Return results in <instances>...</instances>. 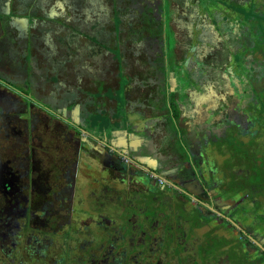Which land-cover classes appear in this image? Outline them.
Wrapping results in <instances>:
<instances>
[{
	"label": "flooded vegetation",
	"instance_id": "af4514ba",
	"mask_svg": "<svg viewBox=\"0 0 264 264\" xmlns=\"http://www.w3.org/2000/svg\"><path fill=\"white\" fill-rule=\"evenodd\" d=\"M38 1L40 8L48 10L47 14L40 16L54 14L49 12V0ZM88 1L90 9L86 11V15L84 14V23H88L89 19L96 20L102 38L109 39L113 46L121 48V61H117L113 54L108 55L109 52L103 50L95 52L96 48H90V53L85 56L89 58L91 55V65L78 62L72 67L67 66V69H73L75 74L79 73L82 78H90L92 83L93 79L100 78L101 83L106 81L113 85L118 66L120 73L122 70L125 71L126 66L131 77L134 74L130 68L132 63L136 61L139 64L143 55L155 58L159 53L158 46L146 49L144 42L142 43L143 38L139 41L140 47L132 48L134 37L131 33H126L130 29L127 26L130 21L125 23L119 13L117 14L120 24L114 26L112 19L116 15V9L121 5L125 6L120 3L123 0ZM185 1L182 9L180 6L183 0H176L177 14L172 15L168 23L174 31V38L178 32V35L181 34L180 41L187 37L191 38L193 34L199 41L191 47V53L187 59L185 58L189 67L186 69L185 77L191 83L187 82L189 84L186 86V99L183 102L174 95L179 112L176 117L174 116L172 124L161 114L162 108L156 112L157 115L151 116V120L145 113L142 114L141 110L133 111L137 104L145 105L149 100L131 99L124 111L126 116L124 124L128 130V134H125L126 153L115 147L112 140L119 135L118 130L112 126L106 128L104 136H99L83 129L81 123L54 121L52 124H45L49 134L54 137L45 143L39 138L36 146L45 147L40 149L39 153L35 152V144L29 142L15 144L13 147L15 150L12 148L6 156L0 154V264H61L62 260H64L62 264H209L213 258H208V254L199 247L204 248L212 244V240L220 243V250L213 259H217V262L221 263L224 260L228 264V254L224 253L226 250L223 249L235 247L242 249L249 264H264V222L261 223L257 217H251L244 209L253 201L248 204L241 201L247 195L248 190L245 187L247 184H242L238 178L229 179L225 177L226 174L219 177L222 173L207 175L206 170L199 169V165H203L202 158L199 156L197 160V155L189 150L192 139L198 141L202 132L211 131L214 132L211 136L216 138L215 132L219 133L225 128L227 121L234 124L230 131L232 138H238L242 131H248L252 117H248L238 107L240 97L236 96L237 90L232 84L236 82L238 86V79L229 70L225 59L227 51L237 46L235 41L230 39L235 38L234 31L231 33L227 30L229 27L225 26L213 30L206 21V14L197 8L195 3L198 0ZM253 1L256 2L258 11L264 7V0ZM4 2L0 12V52L3 54L6 49L11 54L18 55L23 65L26 62V77L32 78L29 70L30 60L36 55L41 67L44 70L50 69L47 65L53 61L52 56L56 53V48H60L61 53L67 48L63 43L61 45L56 43L53 38L59 29L51 26L49 18L43 20L39 15L36 20L34 19V23H28L25 17L20 15L24 11L22 6L17 8L19 11H15V0ZM139 5L143 4L139 2ZM134 12H138L137 7ZM107 23H112V30H106ZM26 28L28 32L25 31ZM244 36L243 33V45L248 43V40L244 41ZM3 41L5 44H2ZM176 44L179 50H182V54L184 45L178 41ZM34 47L38 49L36 55H33ZM79 52L82 54L88 51ZM250 52L246 53L245 57L244 55L237 57L236 60L238 65H242L245 74L246 68H252V80L249 82L246 77L244 84L245 88H250L256 93L257 97L253 99L257 105L258 95L264 94V48L256 46L250 49ZM182 61L183 57L177 62ZM3 66L1 63V68ZM76 85L77 83L67 85V89L63 90L64 94L67 95L71 90L77 95ZM126 90L127 88L124 89V93ZM149 103L152 104L151 101ZM150 107L152 108V105ZM180 125L186 130L183 136L186 147L183 144L181 148L183 153L173 150V140L179 131L172 129L176 127L178 129ZM25 128L30 132V122ZM22 130L23 127H19L17 132L20 133ZM82 131L86 132L87 137L80 136ZM255 131L254 128L250 132ZM30 138L32 141L35 139ZM47 145L49 150L46 149ZM26 148L29 173L27 184L19 165L16 166V158ZM61 148H64L62 152L68 150L69 154L52 153ZM174 159L176 161H173ZM82 162L85 170L81 167ZM96 168L100 169L99 178L94 177L89 170ZM33 172L35 176H32ZM80 172H83L86 181L82 179ZM109 180L122 184L123 195L120 193L114 195L108 188ZM157 180H160L159 185H156ZM233 180H236L234 183L236 185L231 187ZM81 181L86 184L81 185ZM147 183L153 186H147ZM189 184L201 185L209 204L192 195ZM173 188L180 195L177 201L182 202L187 212L184 218L178 215V205L171 210L163 209L165 203L163 197ZM260 189L264 192V182ZM82 194L86 197L81 198ZM85 199H89V205L92 204L94 207L93 213L86 214L84 211L86 209L80 208L78 211L76 208V203L85 204ZM115 199L122 203L123 209L117 213L120 216L118 224L113 226V219L102 218L97 208L104 204L116 205ZM194 208H198L203 216L194 218L189 214ZM148 209L152 211L148 212ZM211 213L214 214V218L211 221L205 220L204 217L211 216ZM73 221L75 223L71 229L69 224ZM167 223L172 228H165ZM192 224L196 225L191 227ZM206 224L220 230L209 236L207 239L209 242L195 245L196 251L193 253H196L195 256L184 255L186 250L190 252L192 250V244L186 243L194 241L197 234L195 229L198 230L200 226ZM87 227H93L94 230L83 233L82 229ZM189 229L190 236H187ZM55 235L62 238L63 247L60 246L59 250H52ZM228 253L231 254V250ZM241 263L242 259L238 264Z\"/></svg>",
	"mask_w": 264,
	"mask_h": 264
},
{
	"label": "rangeland",
	"instance_id": "374dc122",
	"mask_svg": "<svg viewBox=\"0 0 264 264\" xmlns=\"http://www.w3.org/2000/svg\"><path fill=\"white\" fill-rule=\"evenodd\" d=\"M29 0H15L14 6L15 11H19L17 8L23 6V4H27ZM57 1V2H56ZM70 2V0H68ZM148 1L151 0H140L139 2L142 3L144 6L147 4ZM155 4L160 5V11H159V25H156V21H153V24L150 23V17L152 19L154 13L149 12V17L148 14L141 13L143 18H144V24L149 27L147 29V32L143 31V40L142 43L144 42V46L146 47L150 45V42H148V32L152 33L151 34V39H158V41L163 38L162 42V51L160 52L161 49H159V53L155 55L156 62L155 64L162 63L164 62L165 66L168 69V80H169V88L168 91H171L172 89H175L174 94L178 97L181 98L182 102L186 99V86L191 83L190 81H187L186 75V69H188V65H186V59L189 55L191 47L195 43L199 41V39L195 38V35L193 34L192 37H187L186 39H181L180 37L181 34L176 32L175 38H174V31L170 28V25L168 22H170L171 16L177 14L176 11V0H152ZM186 3L185 0L181 3V8L183 9L182 5ZM4 0H0V12L2 11V6H3ZM109 5V3L107 2ZM157 4V7H158ZM197 8L201 10L202 13L206 14V21L213 30H217V28H222V27H229V31H234L235 38L233 39L230 37L231 40L237 45L236 48L234 47L230 51H227L228 53L226 54V63L227 66L229 67V70L232 71L234 74L235 78L238 79V86L233 84L234 89H236V93L238 98L240 97L239 105L238 107L242 109V111L247 114L248 117H252V121H250V125L248 126V131H242L238 138L233 139L230 131L232 128H234V124L229 123L227 121L225 128L220 130L219 133L217 131L215 132L217 134V137H212L211 135L214 132L210 133H205L202 132L201 138L197 141L192 139V144L189 145V150L192 154L197 155V160H199V156L202 158V163L203 165H199V169L201 170H206L207 175L211 176L213 173L214 174H220L219 177L224 176L228 177L229 179L231 178H238L242 184H248V185H254L252 184V178L253 175L250 172L252 170L253 172H257L258 170L264 171V94L260 93L258 95V103L255 105L254 99L257 97L256 93L252 92V89L250 88H245L244 83H245V78L247 77L248 81L250 82L252 80V68H246V74L243 70L242 65H238L237 63V57H242L244 53V57L246 56V51L248 47L250 49H253L256 46H260L264 48V7L260 11L257 10L256 2L253 0H198L196 3ZM59 5L60 7H68L66 5V0H49L48 6H50L49 12L54 13V15H60L61 13H66L62 12V10H59ZM143 5H139V7H143ZM25 6V5H24ZM111 7V6H110ZM109 7V9H111ZM121 7V6H120ZM48 10L47 8H39L36 11L37 16L41 17V14H47ZM137 14V12H134ZM75 14V13H74ZM86 15V14H85ZM110 16H112V11H110ZM118 14L115 16L113 20L114 26H118L119 19ZM65 24H69L75 29L78 30L79 34H81L84 38L77 39L79 42V45L82 46L84 43H87L89 45L85 46L86 48H90V42L92 41L96 46L101 48L105 52H109L108 55L113 54L114 57L116 58L117 61H121V48H118L116 46H111L109 45L110 43L108 41H102L99 39L97 36L98 33V26L93 25V29L88 30L86 28H81L75 25V23L78 25L79 23L83 22V19H73V18H67V17H61L58 18ZM80 20V21H79ZM141 19H134V22L136 23V26H138L139 22ZM41 22V21H40ZM90 22V19L89 21ZM123 22V21H122ZM141 23V22H140ZM67 26V25H66ZM131 28L132 25H127ZM22 25L20 26V28ZM24 28V27H23ZM68 28V26H67ZM113 25L112 23H107L106 25V30L111 29L112 30ZM25 30V29H24ZM179 30V29H178ZM26 31V30H25ZM52 32H55L52 30ZM65 31L63 32H58L55 36L53 35L54 40L56 38L60 37L63 35ZM196 33V31H195ZM243 33L245 34L244 36V41L248 40V43L243 45L242 41V36ZM94 34V35H91ZM135 38V37H134ZM133 38V43L131 45L132 48L134 47H140L139 41L140 39L134 40ZM91 40V41H90ZM158 41H153L158 44ZM182 43L184 45L183 47V52L181 54V51L179 50V47L177 46L176 42ZM2 44H5V41L2 42ZM20 44V43H19ZM42 44V43H41ZM24 45V43L22 44ZM141 49V48H140ZM175 49V52H174ZM36 47L32 49L33 55H36L38 51H35ZM185 50V51H184ZM53 51V50H52ZM129 52V51H128ZM127 52V53H128ZM132 53L134 51H131ZM0 52V154L4 156L7 155L8 151L11 152L12 148L14 147L15 144H24V143H32L36 144L39 143V138L43 140V142H47L52 137L49 134V130L46 129L45 124H52L54 121H64V117L67 118L70 122L73 120H76V123H79L82 121V109L80 110V113L77 115H74L72 111H68L67 115L65 114H60V111L56 113V115L50 114V108H48L47 104H50L49 100L50 98L52 99L53 94L51 93V96H49V99L45 96L47 95L46 91L42 92L41 86L44 85L45 83H52L57 80L56 76H51L47 71H42L39 74H33L28 81L30 80L31 83L28 84V86L24 85V80L26 79V62H24V65L21 63V59L18 55L7 51L4 49L3 54ZM181 54V55H180ZM12 55H14L12 57ZM79 55L81 53L79 52ZM176 55V56H175ZM180 55V56H178ZM144 58H148L149 56L143 55ZM142 56V57H143ZM3 57H7L6 59ZM183 57V61L181 63L177 62L179 58ZM41 58V57H40ZM186 58V59H185ZM152 61V60H151ZM142 62V59L141 61ZM137 64L135 61L130 65V68L132 70V73L135 74L136 79L138 81H142L141 78L144 75L145 77L147 74L151 75L154 71L151 70V68H147L146 65L144 64V67L142 68V65ZM251 62V61H250ZM1 63H3V68H1ZM122 63V62H121ZM7 65V67H6ZM226 66V67H227ZM5 67L7 68L6 70ZM240 68V70H239ZM35 69L34 67H29V70ZM117 74L115 76L114 84L111 85L106 81H103L101 83L100 78H95L93 83L89 82L87 77H84L83 81L86 82L87 84H77L76 87H78V94L75 95L76 99L79 100L81 97L82 99L84 96H86V93L89 92V99L90 102L95 103H100V101L104 100L106 96H117L119 99V105L118 102H115V99H106L108 102L107 106L110 107L107 112L110 114L112 113V118L113 119H120L119 114H123L122 107L128 108L127 107V102H130L129 100L135 99V100H145L148 99V102H145V105H139L137 104L135 109L133 111H140L141 113L144 114L145 116L148 117L149 120L152 119L153 117V110L150 107V101L156 100L154 102L155 104V111L159 112V109L161 108V99H160V91H162L163 88H160L159 83H155L154 80L151 82V89L147 87L146 85L140 84L139 82H132L130 84L129 81L126 80V74L124 70H122V73H120L119 66L117 67ZM125 69V68H124ZM179 69L180 72L177 70ZM126 71V70H125ZM129 71V70H128ZM130 73V72H129ZM159 74L155 75L156 77H162L163 78V71H158ZM240 73V74H239ZM255 72H253L254 74ZM120 74V76H119ZM176 75V76H175ZM134 76V77H135ZM8 77V78H7ZM159 77V78H160ZM120 78V79H119ZM88 80V81H87ZM68 82H62L60 84H54L56 85L57 89L61 88L60 85L63 84L62 89L65 88L67 89L66 85L73 84L72 82H69L68 80H65ZM121 82V87L119 88ZM161 82V81H160ZM189 82V83H187ZM247 82V81H246ZM247 82L249 85L250 83ZM57 83V82H56ZM162 84V82H161ZM174 86V87H173ZM46 87V85H45ZM127 88L126 93H124V89ZM42 92L44 98L40 96L39 92ZM261 90H259L260 92ZM150 92V93H149ZM71 93V90L70 92ZM136 93V94H135ZM132 95V98H131ZM54 100V99H53ZM64 104V103H63ZM28 106L27 108L24 106ZM148 105V106H147ZM91 105H86V109H90ZM26 108V109H25ZM60 110L61 107L59 106ZM99 108L94 110L93 114L96 112H99ZM129 110V109H128ZM130 112V111H129ZM147 112V114H146ZM162 112H164L162 110ZM133 113V112H130ZM100 116H108L107 113L103 112V114L99 113ZM162 114V113H161ZM170 118L172 120L174 119L173 113L170 114ZM29 116V117H28ZM115 116V117H114ZM152 116V117H151ZM15 117V118H14ZM125 117V116H124ZM29 118V119H28ZM62 120H61V119ZM135 118V116H134ZM132 118V119H134ZM71 119V120H70ZM125 120V118H124ZM136 120V118H135ZM171 121V120H170ZM30 122L31 130L26 131L25 126ZM107 126L109 125V120L107 121ZM181 124L183 123L180 122ZM172 124V122H170ZM85 125V124H84ZM126 125V124H125ZM64 126L61 125V127ZM164 126V125H162ZM23 127V130L19 133L18 128ZM50 127V126H49ZM109 128V127H108ZM256 129V131H253V129ZM172 129V128H171ZM47 130V131H46ZM172 131H179L178 136L175 137L174 141V148L173 150L178 151L180 153H183L184 151L181 149L183 144L186 147V141L183 138L184 133L186 132L185 128H183V125H180V127L177 129H172ZM227 131V132H224ZM181 132H183L181 134ZM91 133V132H89ZM125 134H128V130L126 128H122L118 130V135L115 139L113 138V143L115 144V147L119 149V151L126 153L124 150L125 147ZM86 132L82 131L81 132V137L85 138ZM56 136V135H55ZM30 137H35L33 139ZM199 137V136H198ZM163 138V137H162ZM18 144V146H19ZM199 145V146H198ZM60 148V146H59ZM15 150V148H13ZM40 149H45V147L42 146H36L35 152L39 153ZM46 149L49 150V145L46 146ZM64 148L57 149L53 151L52 153H68V150H65L67 152H62ZM17 150V148H16ZM62 150V151H61ZM19 151V150H18ZM165 152V149H163ZM16 153V152H15ZM56 155V154H55ZM26 156H28L27 148L25 151H21L20 156H18L16 159V166L19 167L21 174L24 177L25 184L28 183V178H29V173L27 172V161H26ZM175 157V156H173ZM194 159V158H193ZM20 160V161H19ZM173 161H176L174 159ZM200 164V163H199ZM84 163H81V167H83ZM197 166V165H195ZM204 168V169H203ZM91 173L94 174V177L99 178L100 171L99 168H96L94 170L89 169ZM80 176L84 181L85 180V175L83 176V172L79 173ZM35 176V173L33 172V175ZM227 179V178H224ZM99 180V179H98ZM156 183V185L160 184V180ZM236 180H233V183H231V187L235 186L234 184ZM109 187L112 192H114V195L117 193H120L123 195V189H122V184L119 182H113L111 180L108 181ZM153 183V182H152ZM86 184L81 181V185ZM138 184V183H137ZM139 185V184H138ZM180 185V184H179ZM86 186V185H85ZM139 186H144L139 185ZM147 186L152 187L153 184L147 183ZM190 188V193L192 195L197 196L204 201L205 204H209V199L207 195L202 191L201 185L197 186H191L190 184L188 185ZM247 190V189H246ZM235 192V190H233ZM259 192V190H258ZM262 192V191H261ZM125 196V195H124ZM120 197L121 199L124 198ZM178 196H180L177 192H175V189H170L169 194L164 195L163 201H165L163 205V209L171 210L172 208L179 207V216L181 218H184L187 215V212L185 211V208L183 207L182 202L177 201ZM86 195L82 194L81 198H85ZM118 198V199H120ZM116 201V205H111V204H104L100 205L99 208H97L98 214L101 215L102 218L105 220L107 218L113 219L112 225L116 226L115 224H118L117 220L120 219V216L117 213H120L122 211L123 206L121 202ZM259 201L261 204H264V192H262V195H259ZM85 204L83 203H76V208L79 209H86V214L93 213V206L92 204L89 205V199H85ZM157 204V203H155ZM154 204V205H155ZM218 206V205H217ZM216 206V207H217ZM117 214V215H116ZM194 218H198L199 215L201 214V211L198 208H194L192 212H190ZM75 221L69 224V227L73 229ZM196 224H192L191 227L195 226ZM93 227H87L83 228L82 231L83 233L90 232V230ZM220 229H216L215 227L211 226L210 224L202 225L199 227V229H195L197 234H195L194 241H188L186 244L192 246L191 252L189 250H186L183 254L191 257L195 256L193 254L196 251L195 245L200 244V243H206L207 239L211 234H216ZM190 229L187 231V236H190ZM222 232V230H221ZM49 234V232H47ZM58 234V233H55ZM53 235V234H52ZM61 236L60 235H55L54 240L52 242V250H59L60 246H62L61 243ZM100 242H102L100 240ZM209 242V241H207ZM63 247V246H62ZM200 250L205 251L206 254H208V258L212 257L213 259L215 258L214 255H217V251L220 250V243L217 240H212V244H209L208 246L202 248L199 247ZM223 250L224 253L228 254V264H238L239 261L242 259L241 264H249L248 259L244 256V253L242 249H238L235 247L231 248H225ZM231 250V254L228 253V251ZM211 253V254H210ZM220 254V252L218 253ZM233 256L230 258V256ZM238 255L240 256V259L238 260ZM211 259L210 263L212 264H225L224 260L220 263L217 262V259L213 260ZM64 262V260L61 261V264ZM202 263V262H200ZM209 263V264H210ZM227 264V262H226Z\"/></svg>",
	"mask_w": 264,
	"mask_h": 264
},
{
	"label": "trees",
	"instance_id": "16d2710c",
	"mask_svg": "<svg viewBox=\"0 0 264 264\" xmlns=\"http://www.w3.org/2000/svg\"><path fill=\"white\" fill-rule=\"evenodd\" d=\"M139 1L140 0H123V1H120V3L124 4L125 6H123V5H121V7L119 6L116 9V15H115V16H117V13H119L121 16V19L125 23L130 21L128 25H132V26L126 33H131L132 36L135 37L134 40L143 38L144 37L143 31L147 32V29H149V27L146 26V24L142 23V22H144V18H143L141 13L148 14V17H149V12L154 13L152 19L150 17V23L151 24H153V22H152V20H153V21H156V25L158 26L159 21H160L159 20V14H158L160 9H161L160 5H159L160 3L159 4L157 3L158 4V7H157V4H155L151 0V1H148L145 6L143 5V7L140 9V8H138L139 7L138 6ZM89 4L90 3L88 0H70V2L68 0H66V5H68V7H64V8L60 7V6L58 7L60 10H62V12L66 11V13H61L60 15H54L53 14V15H47V16H41L40 17V18H43V20L49 18L50 19L49 22L51 23V26L53 28H56V30L59 29V32L65 31V33L63 35H61L60 37H58L56 39V43H58L60 45L63 43L64 46L67 48H65V50L62 53L60 52V48H56V53L52 56L53 61H51V64L47 65L50 69H47V70L45 69V71H47L49 73L51 78H52V76L57 77V80L53 83L62 82V80L64 79V80H68L69 82H72V83L87 84L86 82L82 83L81 80H79V77H80V75H78L79 73L75 74V71L73 69H70V70L67 69V66L72 67V66L76 65V63H78V62H79V64L92 63L91 55L89 56V58H87L85 55L90 53V51H91L90 48H94L93 46H95V44L90 40L91 41L90 42L91 43L90 48L85 47V46L89 45L87 43H84V45L80 46L79 42H77L78 41L77 39L80 40V38H84V37L81 34H79L78 30L75 29V27H73L69 24L63 23L58 18L61 19V17H67V18H73L76 20L77 19L81 20L85 16L84 14L87 13L86 11L88 9H90ZM136 7L138 10L137 14L134 13V11L136 10ZM22 8L24 11L21 12L20 15L24 16L25 20L28 23H30V22L34 23V21L37 19L36 11H37V9L40 8V2L38 0H29L27 2V4H23ZM12 14H16V13H12ZM6 16L7 15L5 14V17ZM117 18L119 19V17H117ZM134 19H141L140 20L141 23L139 22L138 26H136ZM66 25L68 26V28ZM75 25L78 27H81V28H86L88 30H91V29H93V25L96 26L97 23H96L95 19H90V22H88V23H84V21H83V22L79 23L78 25L75 23ZM128 28H129V26H128ZM26 31L28 32L27 28H26ZM152 33L148 32V40H147L148 42L151 41L152 46L150 47V45L147 46V44H146V49L148 47L150 49H154L155 47L158 46L159 49H161V51H162L161 45L163 42V38H161L160 41H158V39H156L158 41V44H157V43L153 42V41H156L155 39L150 40ZM95 36H97L102 41H105V42L108 41L110 43L109 45L113 46L112 41H110L107 38H105V40L102 38V36H103L102 33L98 32L97 35H95ZM39 43H40V45H43L42 42H39ZM35 51H38V49H36ZM79 51H82V52L88 51V52L82 53L81 55H79ZM246 53H248V54L251 53L249 47H248ZM243 55H244V53H243ZM141 59H142V62H140V65H142V68L144 67V64H145L147 68H151V70H153L154 72L151 75L147 74L146 77L143 75L142 76L143 78H141L142 81H138V82L140 84L146 85L147 87H150L152 80H154L155 83H159L160 88H163L162 91H160V96H159L161 99V104H162L161 108L164 111V112H162V115L164 116V118L167 119V122L173 123L172 118H170V116H171L170 114L174 113L173 115L176 117L178 115L179 111H178L177 104H176L177 102L174 100L175 89L168 91V88H169V80H168V74H167L168 69L165 66L164 62L155 64L156 59L151 58L150 56L146 59L143 56ZM249 59H248V62L250 63ZM30 62H31L30 67L35 68V69L30 71L32 73L31 75L39 74L40 72L44 71V68L41 67V64H40L41 62L39 63V61H38L37 55L34 58H32L30 60ZM158 71H163V73H164L163 78L160 76H159L160 78L155 76V75L159 74ZM119 76H120V74H119ZM28 79H30V77H26V79L23 82L24 85H26V86H28V84L31 83V81L30 80L28 81ZM126 80L129 81L128 77H126ZM160 81L162 82V84ZM26 83H28V84H26ZM119 84H120V86H119V88H120L122 86L121 82ZM244 87H246V84H244ZM89 92L90 91H88V93ZM66 96H68L67 99L69 100V102H71L70 105H72V104L74 105L75 102H72V101L77 100L75 93H73V92L69 93L68 92ZM79 100H80V98H79ZM49 102H50V104H47V106H48V108H50V111H49L50 114L56 115V113H55L56 110L54 108H52L53 103L51 101H49ZM65 102L67 103V101H65ZM154 102H155V100H152L151 105H152V110H153L152 113H154V116H155L156 111H155ZM25 107L27 108L28 106H25ZM122 110H123V114H119L120 119L117 120L118 122L116 121V123H114V121L111 119L112 113L109 114L108 112H105L108 114V116H105V119L103 118L104 122L102 119L97 118V119H95V124H92L91 123L92 119L90 118V116L93 114L92 113H86V117H87V114H88V117L85 119V121L88 119V122H85L83 119L81 122L82 127H83V129H86L88 132H91L92 134H96L99 136H104L106 134V128H107V123H108L107 121L108 120H109L108 126L114 127L115 130L126 128L125 124L120 122V120H123L124 118H126V116L124 114L125 108L122 107ZM68 122H70V121H68ZM72 123H76V122L73 120ZM103 123H104L103 127L99 128L100 127L99 124L102 125ZM111 134H113V131L111 132ZM250 172L253 175L251 183L254 185H248L246 183L247 185H245V187L248 190V191H246L247 195L245 197H243L241 199V201H243L245 204H248L249 202L253 201V203L251 205H248L244 209L251 215V217H253V216L257 217L256 219L260 220V222L263 223L264 222V204H261L259 199L255 200L254 198H259V195H262V192H261L262 189H260V186H262L263 182H264V171L261 170V172H260V170H258V173H257L255 171L253 172L252 170H250ZM255 187H256V189L259 188L258 190H260V191L258 192V190H254L253 188H255ZM151 211H152L151 209H148V212H151ZM211 214H212L211 216L207 215L206 217H204V219L211 221L214 218L213 217L214 214L213 213H211ZM199 216L202 217L203 214H200ZM178 222L179 221H176V223H178ZM166 225H165V228H172L170 226V224L167 223Z\"/></svg>",
	"mask_w": 264,
	"mask_h": 264
},
{
	"label": "crops",
	"instance_id": "0c3cea01",
	"mask_svg": "<svg viewBox=\"0 0 264 264\" xmlns=\"http://www.w3.org/2000/svg\"><path fill=\"white\" fill-rule=\"evenodd\" d=\"M92 35H94V34H92ZM94 48H96L95 49V52H97L98 50H102L101 48H99L98 46H93ZM92 63H89V65H91ZM90 67V66H89ZM87 68H88V65H87ZM125 68V70H126V66L124 67ZM125 72V74H126V77H128V79H129V82L130 81H132L133 83L134 82H138V80L135 78V77H133V76H131L130 77V74H128V70H126V71H124ZM88 78V77H87ZM83 79L84 78H82L81 76L79 77V80H81V82L83 83L84 81H83ZM88 80H89V82H90V78H88ZM94 80V79H93ZM92 80V81H93ZM62 82H67V81H65L64 79L62 80ZM62 82H57V83H45L44 85H42L40 88H41V90H42V92H45L46 91V93H47V95L45 94V96L47 97V98H45V99H49L50 97L49 96H51V93L53 94V97H52V99L50 98V100L49 101H51L52 103H53V107L52 108H54L55 110H57V113L60 111V114H65V115H67V112L68 111H72L73 112V110H74V107H75V105H78V113H80V110L82 109V120L84 119V121H85V119L88 117V114H87V117H86V113H92L93 114V112H94V110H96V109H100L99 110V112H96L95 114H93V115H91L90 116V118L92 119V121H91V123L92 124H95V119H102L103 120V122H104V119H105V117L103 116H100V114L99 113H101V114H103V112H107V110H109L110 109V107L109 106H107L108 104V102L106 101V99H115V102H118V104L117 105H119V99L117 98V96H106L105 98H104V100L102 101H100V103H95V104H93V102H90V100L88 101V99H89V94L88 93H86V96H84V98L82 99L81 97H80V100H74V101H72V102H75V104L73 105H70L71 104V102H69V100L67 99V97L68 96H66L65 94H64V92H63V90L65 89V88H63L62 89V86H63V84L62 85H60L61 86V88H60V90L59 89H57L56 87H53L52 85H54V84H60V83H62ZM120 83V82H119ZM67 84H68V82H67ZM45 85H46V87H45ZM67 86V85H66ZM41 90H40V96H42L43 98H44V96H43V94H42V92H41ZM91 92V91H90ZM54 99V100H53ZM65 101H67V103L65 102ZM63 103H65V104H63ZM86 105H91L90 106V109H86L85 108V106ZM59 106L61 107V110H60V108H59ZM51 108V109H52ZM115 117V116H114ZM104 118V119H103ZM71 120V119H70ZM117 120H119V118H117V119H113V121L116 123V121ZM69 120L67 119V118H65L64 117V122H68ZM82 122V121H81ZM81 122H79V123H81ZM85 122H88V119L85 121ZM120 122H122V123H125V120L123 119V120H120ZM103 125H104V123L102 124V125H100L99 124V128H101V127H103ZM107 128H108V126H107Z\"/></svg>",
	"mask_w": 264,
	"mask_h": 264
},
{
	"label": "water",
	"instance_id": "95a60500",
	"mask_svg": "<svg viewBox=\"0 0 264 264\" xmlns=\"http://www.w3.org/2000/svg\"><path fill=\"white\" fill-rule=\"evenodd\" d=\"M73 114L78 116V105L74 107ZM76 121V120H74Z\"/></svg>",
	"mask_w": 264,
	"mask_h": 264
}]
</instances>
